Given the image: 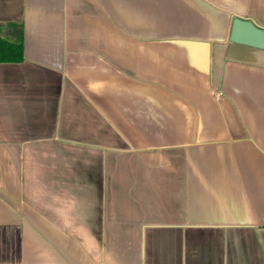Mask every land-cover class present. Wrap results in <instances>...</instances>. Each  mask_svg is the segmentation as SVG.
<instances>
[{
	"label": "crops",
	"instance_id": "crops-1",
	"mask_svg": "<svg viewBox=\"0 0 264 264\" xmlns=\"http://www.w3.org/2000/svg\"><path fill=\"white\" fill-rule=\"evenodd\" d=\"M264 0H0V264H264Z\"/></svg>",
	"mask_w": 264,
	"mask_h": 264
},
{
	"label": "water",
	"instance_id": "water-1",
	"mask_svg": "<svg viewBox=\"0 0 264 264\" xmlns=\"http://www.w3.org/2000/svg\"><path fill=\"white\" fill-rule=\"evenodd\" d=\"M228 40L232 43L264 50V28L249 19L234 16Z\"/></svg>",
	"mask_w": 264,
	"mask_h": 264
},
{
	"label": "trees",
	"instance_id": "trees-1",
	"mask_svg": "<svg viewBox=\"0 0 264 264\" xmlns=\"http://www.w3.org/2000/svg\"><path fill=\"white\" fill-rule=\"evenodd\" d=\"M22 60L21 44H8L0 40V62H20Z\"/></svg>",
	"mask_w": 264,
	"mask_h": 264
}]
</instances>
